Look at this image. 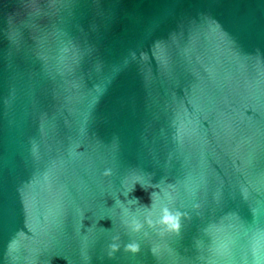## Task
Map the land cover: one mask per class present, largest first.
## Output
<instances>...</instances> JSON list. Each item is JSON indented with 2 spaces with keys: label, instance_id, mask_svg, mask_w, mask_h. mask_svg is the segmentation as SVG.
Instances as JSON below:
<instances>
[{
  "label": "water",
  "instance_id": "95a60500",
  "mask_svg": "<svg viewBox=\"0 0 264 264\" xmlns=\"http://www.w3.org/2000/svg\"><path fill=\"white\" fill-rule=\"evenodd\" d=\"M0 264H264V0H0Z\"/></svg>",
  "mask_w": 264,
  "mask_h": 264
},
{
  "label": "clouds",
  "instance_id": "9594fccd",
  "mask_svg": "<svg viewBox=\"0 0 264 264\" xmlns=\"http://www.w3.org/2000/svg\"><path fill=\"white\" fill-rule=\"evenodd\" d=\"M166 222L169 223L173 229H175L176 227H178V225L175 223V221L173 220V218L171 217H166L165 218ZM133 251H135V249H132Z\"/></svg>",
  "mask_w": 264,
  "mask_h": 264
},
{
  "label": "snow or ice",
  "instance_id": "6c2138e0",
  "mask_svg": "<svg viewBox=\"0 0 264 264\" xmlns=\"http://www.w3.org/2000/svg\"><path fill=\"white\" fill-rule=\"evenodd\" d=\"M162 55V61L165 62V56L163 54Z\"/></svg>",
  "mask_w": 264,
  "mask_h": 264
}]
</instances>
